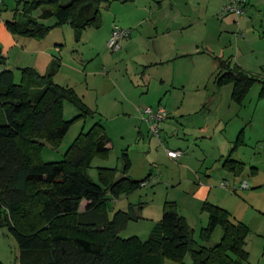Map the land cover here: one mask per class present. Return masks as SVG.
<instances>
[{
    "label": "rangeland",
    "instance_id": "374dc122",
    "mask_svg": "<svg viewBox=\"0 0 264 264\" xmlns=\"http://www.w3.org/2000/svg\"><path fill=\"white\" fill-rule=\"evenodd\" d=\"M209 1L200 0L197 14L204 11ZM68 2L61 0L63 4ZM6 4L9 12L23 9L15 0H6ZM159 4L156 2L155 9H150L147 22L141 27L147 37L137 38L136 44L127 50L113 51L108 46L112 25L122 23L120 16L133 14L131 5L119 0H105L101 4V25L88 26L80 42L73 34L71 37L68 33L60 34L67 50L77 53L75 55L82 59L81 63L86 68L83 73L65 69L58 81L73 87L92 113L82 115L74 102L65 100L63 117L72 120L70 129L58 146L49 143L44 146L42 158L45 161L64 159L76 137L101 121L111 138V148L108 153L96 154L91 159L86 167L91 179L103 185L100 179L102 167L114 168L117 172L115 179L123 177L124 153L131 161L127 175L142 180L151 173L146 185L135 191L120 193L118 197L108 194L106 208L110 218L117 211L129 210L131 206L138 215L137 219H130L120 232L122 237L136 235L147 239L155 223L161 219L164 203L168 199L177 203L179 213L186 218L193 230V238L199 244L215 245L220 241L223 229L218 226L209 241L202 240L201 228L208 224L209 214L203 208L208 198H200L199 190L209 180V183L218 186L227 181L230 187L226 188L231 193L220 196L214 192L212 200H208H223L225 207L233 213L234 220L250 226L248 248L253 256H262L264 186L256 185H264V76L251 72L257 80L252 82L239 102L232 95V83L218 85L220 68L218 63L216 66L210 64L213 58L185 57L151 63L157 58L161 44L155 36L161 34L162 19L169 10ZM41 10L35 9L32 14L37 15ZM260 14L264 15V10ZM19 19L23 21L22 15ZM65 26L70 28L69 24ZM242 33L240 31L238 35L242 37ZM190 34L191 31H184V39L187 40ZM232 35L234 47L236 34ZM221 42L218 41V45L227 48L230 45L228 37L222 38ZM230 59L234 64L236 56H230ZM14 72L19 82L21 71L16 69ZM146 106H163L168 112L169 117L160 124L164 145L157 146L156 137L146 129L147 123L140 110ZM2 113L0 110V118ZM166 122L170 123L167 128L164 126ZM167 146L182 149L190 158L183 166L173 164L167 156ZM229 154L233 159L244 162L243 170L240 175H235L226 168L224 171L228 176H219V170L214 169L223 168ZM183 177L189 180L183 183L180 180ZM244 179L248 180L250 188L234 190V183ZM249 191L252 193L246 195ZM19 255L20 247L13 233L7 227H0V264H21ZM191 261V254L187 252L178 260L166 257L164 264H191Z\"/></svg>",
    "mask_w": 264,
    "mask_h": 264
},
{
    "label": "trees",
    "instance_id": "16d2710c",
    "mask_svg": "<svg viewBox=\"0 0 264 264\" xmlns=\"http://www.w3.org/2000/svg\"><path fill=\"white\" fill-rule=\"evenodd\" d=\"M105 0H30L23 7V21L7 20L14 33L45 37L54 27L71 24L79 40L90 25H101L100 6ZM129 2L133 0H121ZM42 8L41 18L55 17V25L40 22L32 13ZM0 53V227H7L20 247L21 264H164L166 257L182 259L191 254V264H243L248 261L250 227L234 220L230 211L204 202L208 224L201 238L209 241L221 226L223 234L215 245L199 244L175 201L166 200L163 216L147 239L124 238L120 232L138 215L131 206L110 218L108 194L118 197L141 187L145 179H133L127 172L131 161L124 153L125 175L115 179L116 170L100 169L103 183L94 182L86 167L96 154H106L111 139L101 121L81 132L59 161H45L42 150L49 143L58 146L68 133L72 120L63 117V102H74L83 112L92 110L73 87L54 81L59 62L46 74L35 68H21L16 81L14 70L4 67ZM219 86L233 84L232 95L242 101L256 77L229 61H219ZM236 173L243 163L229 154L224 163ZM88 201L80 210L82 201Z\"/></svg>",
    "mask_w": 264,
    "mask_h": 264
},
{
    "label": "crops",
    "instance_id": "0c3cea01",
    "mask_svg": "<svg viewBox=\"0 0 264 264\" xmlns=\"http://www.w3.org/2000/svg\"><path fill=\"white\" fill-rule=\"evenodd\" d=\"M27 1L30 0H15V3L24 7ZM229 1L230 0H210L204 6V11L202 12L201 10L200 14H197V11L199 9L198 6L201 5L200 0H133L129 2L121 1L122 3L131 5V12H133V14H130L128 16H120L119 18L122 22V25H119L117 23H114L112 25L110 36L108 39V46L112 31L116 26L130 30L129 35L122 41V46L118 51H121L123 49L127 50L128 47L135 45L137 38H146L147 36L142 33L141 27L143 26V24H145V22H147V19L150 15V9L154 10L156 2H159V6L161 8L169 10L162 19L163 29L161 31V34H157L155 36V39H158L161 44L160 50L157 53V58L154 59V61H150L151 63H165L185 57L206 60L207 57H209L210 59H214L213 62L209 61L213 66H216L217 63L219 65V61L224 60L229 61L232 67L238 66L252 76L254 75L251 72L257 73L259 74V76H264V15L260 14L264 10V0H248L247 5L245 6L246 12H244L243 15L239 16L235 13H227L221 15L222 9L229 3ZM7 8L8 7L6 4V0H4L3 4L0 6V53L6 57V63L2 68L7 67L12 70L17 69L21 71V68L23 67H32L41 74H46L49 72L52 63L54 61H58L59 67L54 74V81L61 85L62 83L58 81V78L64 74L65 69H67L68 72L74 73L85 72L86 67L82 65V59H79L75 55L77 53L72 52V50H67V48L64 46L65 43L63 42L61 37H59L60 34L65 35L66 33H68V36L70 37L71 34H73L76 41L80 42L82 36L79 40L76 38L75 30L71 26V24H69L70 28H67V26H65L67 24L56 26L43 38L29 37L10 31L6 25L7 20L18 19L22 14L23 9L20 11H18V9H12L11 12H9V10H6ZM42 12L43 11L41 10L39 14L33 15L40 22L46 25L56 24L57 19L55 17H49L47 19L41 18ZM186 30L191 31L190 37L187 40H185L183 37L184 31ZM240 31L243 32V38L238 35ZM233 33L236 34V46L234 47H232L233 42H231V40L234 38V35H232ZM224 37L229 38L230 45L228 48L223 47V45L221 44L218 45V41L221 42L222 38ZM227 54L231 55L227 57ZM234 55L236 56V61L233 64L230 56ZM174 80L175 79H172V81ZM145 121L147 123L146 129L149 132L151 131V122L149 120ZM164 126L167 128L170 126V123L166 122ZM162 130L163 129L161 128L159 136L153 134L157 139V143H155L157 146L159 144L164 145ZM110 143L108 144L109 148H111ZM171 148L172 147L167 146L165 149L166 153L167 150ZM171 150L181 152V155L177 158H172L167 153V156L172 160L173 164L178 163V165L183 166L182 164L190 158L187 153L180 148H172ZM241 162L244 163L243 161ZM226 168L229 169L225 164H223V168H215L214 170H219V172H217L220 173L219 176L224 175L225 177H227L228 174H226V172L224 171ZM253 169L258 170L257 167H254ZM229 171L235 175H240V173L242 172L241 171L240 173H236L231 169H229ZM148 175L150 176L151 173H149ZM183 178L184 179H180L183 183L189 180L187 177ZM209 182H211V180L207 181L206 185L203 184L200 187V198H208L209 200H212L211 197L213 196L214 192H216V194H219L220 196H227L231 193L228 188H226L230 187L229 182L222 181L219 186L215 185V183L213 182V184ZM245 182H247L248 184L246 188L243 187V184ZM234 184H236L234 190H236L237 188H250L247 179H244L241 182H235ZM256 186L262 187L264 185L263 183H257ZM251 193L252 191L246 192V195H249ZM208 199H206L205 201H209ZM82 203L84 207L81 204V211L85 209L88 201L83 200ZM211 203L218 204L226 208L223 200L220 201V199H218V201H214ZM230 213L233 217V213L231 211ZM161 219L159 221H161ZM159 221H157V223ZM157 223H155V225ZM249 252V259L243 264H264V253L262 254V256H253L250 250Z\"/></svg>",
    "mask_w": 264,
    "mask_h": 264
},
{
    "label": "built area",
    "instance_id": "2783aa9c",
    "mask_svg": "<svg viewBox=\"0 0 264 264\" xmlns=\"http://www.w3.org/2000/svg\"><path fill=\"white\" fill-rule=\"evenodd\" d=\"M4 0H0V6L3 4ZM248 0H230L229 3L222 9L221 15L227 13H235L237 15H243L245 12V6L247 5ZM130 30L124 29L119 26H116L111 34L109 40V47L118 51L122 46V41L129 35ZM143 119L149 120L151 122V131L154 135H160V124L168 117V112L163 106H158L153 108L151 106H146L141 108ZM167 153L172 158H177L181 155L180 151L168 149ZM142 185H146V181L142 183ZM248 186L247 182L243 184V187L246 188Z\"/></svg>",
    "mask_w": 264,
    "mask_h": 264
}]
</instances>
